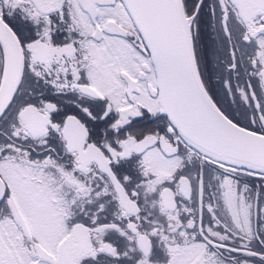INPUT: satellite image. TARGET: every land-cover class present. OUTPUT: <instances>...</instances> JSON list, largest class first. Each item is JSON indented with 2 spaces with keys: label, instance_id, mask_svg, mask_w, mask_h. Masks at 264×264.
<instances>
[{
  "label": "snow or ice",
  "instance_id": "obj_1",
  "mask_svg": "<svg viewBox=\"0 0 264 264\" xmlns=\"http://www.w3.org/2000/svg\"><path fill=\"white\" fill-rule=\"evenodd\" d=\"M0 264H264V0H0Z\"/></svg>",
  "mask_w": 264,
  "mask_h": 264
}]
</instances>
